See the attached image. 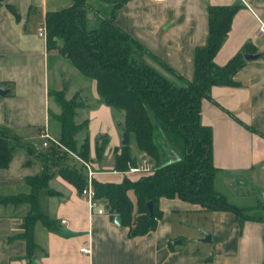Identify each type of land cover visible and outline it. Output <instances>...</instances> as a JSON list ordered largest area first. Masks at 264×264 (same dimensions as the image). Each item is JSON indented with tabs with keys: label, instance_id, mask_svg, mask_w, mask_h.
Here are the masks:
<instances>
[{
	"label": "crops",
	"instance_id": "1",
	"mask_svg": "<svg viewBox=\"0 0 264 264\" xmlns=\"http://www.w3.org/2000/svg\"><path fill=\"white\" fill-rule=\"evenodd\" d=\"M69 3L0 0V87L7 89L0 94V125L20 143L8 165L0 168V195L27 193L30 187L25 176L39 171V153L46 147L41 145L40 131L59 136L55 115L60 108L48 88L62 89L65 98L75 93L83 97L87 88L93 102L87 106L81 102L75 122L86 121L79 140L87 137L93 178L118 182L123 176H137L138 172L112 166L114 151L121 145L119 113L100 101L94 79L82 75L56 47H46L37 33L44 26L47 10ZM234 4L237 9L213 61L222 65L244 51L258 56L244 58L233 74L237 84L210 86L200 101L199 118L211 132L214 189L251 217L230 210H206L177 197H160V216L153 228L129 236L127 226L113 223L101 202L103 211L89 214L79 190L53 173L47 184L54 193L41 194L40 203L57 229L62 225L73 233L62 235L37 221V247L25 255L24 241L8 239V235L20 230L26 205L0 204V264H264V35L255 32L258 19L264 22V0H126L114 10L110 0H86L84 24L92 28L101 18L113 15L119 28L189 79L193 48L202 45L207 34L206 5ZM100 135L107 142L96 157L94 141ZM157 135L163 160L179 155L159 131ZM127 194L134 207L132 190ZM201 230L209 233V239H200ZM82 247L89 252L79 251Z\"/></svg>",
	"mask_w": 264,
	"mask_h": 264
},
{
	"label": "trees",
	"instance_id": "2",
	"mask_svg": "<svg viewBox=\"0 0 264 264\" xmlns=\"http://www.w3.org/2000/svg\"><path fill=\"white\" fill-rule=\"evenodd\" d=\"M112 10L126 0H110ZM86 0H70L66 6L47 10L44 14L46 47H56L82 75L95 81L101 102L119 113L117 125L127 135V142L113 154V169L126 170L128 166L143 165L138 153L148 157L150 170L138 172L135 178L123 176L118 182L92 179L95 196L112 217L119 215L127 226L129 236H139L152 229L160 216L157 200L177 197L197 203L206 210H230L239 215L243 209L229 203L213 187L216 167L211 160V132L200 123V101L215 84L235 85L234 72L244 61L243 52L217 65L213 55L229 28L237 5H206L207 34L202 45L192 51V74L189 79L173 71L154 56L140 42L119 28L113 15L99 20L96 26L86 28L84 5ZM145 53L158 67L145 62L139 54ZM174 75L180 83L164 74ZM59 105L55 115L59 122L58 141L79 156L89 160L85 136L77 142L76 133L85 128L86 121L73 120L75 108L81 104L78 93L65 98L63 90L48 91ZM159 131L179 155L163 160L156 141ZM107 142L105 135L95 138V156L99 157ZM18 137L0 125V168H5L19 146ZM39 171L25 176L30 190L27 193L0 195V204L26 205L19 223L20 230L8 239L20 238L25 244V255L36 249L34 225L37 221L56 230L55 221L48 217L40 203L41 194L54 193L47 181L53 173L59 174L78 190L85 184V167L60 147L50 144L40 151ZM132 190L135 206L128 197ZM152 201V212L146 202ZM251 217V215H245Z\"/></svg>",
	"mask_w": 264,
	"mask_h": 264
},
{
	"label": "built area",
	"instance_id": "3",
	"mask_svg": "<svg viewBox=\"0 0 264 264\" xmlns=\"http://www.w3.org/2000/svg\"><path fill=\"white\" fill-rule=\"evenodd\" d=\"M257 35H264V22L258 19V24L255 30ZM38 35H41L45 39V28L44 26H41L38 28ZM39 136L41 138V145L42 146H48L50 144H54L61 149L65 150L66 152H69L71 155H73L77 160H79L86 168V176H85V184L81 189L79 190V194L87 203V209L88 213L97 212L100 213L103 211L102 207L100 206V200L98 197L95 196V191L93 187V171L89 167L86 160H83L81 157L77 156L76 154L72 153L67 147H65L62 143L58 141L57 138L50 135L47 130L43 129L40 131ZM150 167L147 165H136V166H128L126 172H146L149 171ZM60 223H65V219H60ZM79 251L83 253L89 252L88 248L82 247L79 249Z\"/></svg>",
	"mask_w": 264,
	"mask_h": 264
},
{
	"label": "rangeland",
	"instance_id": "4",
	"mask_svg": "<svg viewBox=\"0 0 264 264\" xmlns=\"http://www.w3.org/2000/svg\"><path fill=\"white\" fill-rule=\"evenodd\" d=\"M88 1V0H87ZM139 56L141 57V59H143L145 62H147V63H149V64H151V65H154V66H157V64L155 63V61L152 59V58H150L149 56H147L145 53H141L140 52V54H139ZM77 80V79H76ZM50 90H52L51 88H48L47 89V91H50ZM84 96L83 97H81V96H79L78 95V97H76V99L77 100H79L80 102H83L84 103V106L86 105H88V103L89 104H92V102L93 101H91L90 99H89V97L87 96L88 94H86L87 93V88H85V90H84ZM73 95V94H72ZM71 95V96H72ZM64 96V95H63ZM70 96V97H71ZM70 97H68V98H70ZM54 99V98H53ZM83 106V107H84ZM78 107V106H77ZM76 107V108H77ZM76 108H75V114H74V116H73V120L74 121H76L75 119H76V115H78V111H80V110H78L77 112H76ZM82 111V110H81ZM80 111V112H81ZM83 111H85V110H83ZM79 112V113H80ZM80 115V114H79ZM81 118V117H80ZM80 118L78 119V121L80 120ZM82 122V121H81ZM77 123H80V121L79 122H77ZM4 127V126H3ZM82 130H83V128L81 129V130H79L77 133H76V135H75V137H76V139L78 140L77 142H80V140H79V137L81 138L82 137ZM156 141L158 142V144H160V141L156 138ZM70 150V149H69ZM72 153H74V154H76L77 156H79L76 152H74V151H72V150H70ZM67 154H69L71 157H73V158H75L73 155H71L69 152H67ZM79 157H81V156H79ZM137 157L138 158H141L140 159V161H139V163H142L143 165H147L148 167H150V162H148V157L146 156V155H144L143 153H138L137 154ZM82 158V157H81ZM76 159V158H75ZM83 160H86V159H84V158H82ZM77 160V159H76ZM79 163H81L79 160H77ZM87 161V163H88V165H89V167L91 168V164H90V160H86ZM82 164V163H81ZM83 165V164H82ZM84 166V165H83ZM85 167V166H84ZM91 170L93 171V169L91 168ZM87 170H86V168H85V172H86ZM263 206H264V203H263ZM253 212H257V211H253Z\"/></svg>",
	"mask_w": 264,
	"mask_h": 264
},
{
	"label": "water",
	"instance_id": "5",
	"mask_svg": "<svg viewBox=\"0 0 264 264\" xmlns=\"http://www.w3.org/2000/svg\"><path fill=\"white\" fill-rule=\"evenodd\" d=\"M243 56L245 59H252V58H256L258 56V53H247L246 51H244ZM5 92H7V89L0 87V94H4ZM126 142H127V135H126V133L122 132L120 144L122 145V144H125ZM174 158H177V156H175ZM170 160H172V159H170ZM146 207H147V212L149 214H151V212H152V201L151 200H148L146 202ZM112 222L117 224V225L121 224L120 217L118 214L115 213L112 216ZM57 232L62 234V235H69V234L73 233V231L69 230L68 228H66L65 226H62V225L58 227ZM200 232L202 234V237L200 239H202V240L209 239V233H207L204 230H201Z\"/></svg>",
	"mask_w": 264,
	"mask_h": 264
}]
</instances>
